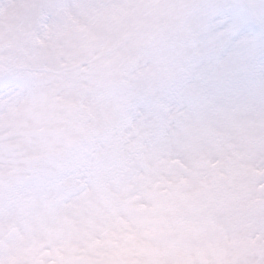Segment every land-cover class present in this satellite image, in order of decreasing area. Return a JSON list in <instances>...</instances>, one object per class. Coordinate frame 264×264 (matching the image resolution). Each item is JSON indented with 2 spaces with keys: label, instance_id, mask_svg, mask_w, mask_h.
<instances>
[{
  "label": "clouds",
  "instance_id": "9594fccd",
  "mask_svg": "<svg viewBox=\"0 0 264 264\" xmlns=\"http://www.w3.org/2000/svg\"><path fill=\"white\" fill-rule=\"evenodd\" d=\"M0 264H264V0H0Z\"/></svg>",
  "mask_w": 264,
  "mask_h": 264
},
{
  "label": "snow or ice",
  "instance_id": "6c2138e0",
  "mask_svg": "<svg viewBox=\"0 0 264 264\" xmlns=\"http://www.w3.org/2000/svg\"><path fill=\"white\" fill-rule=\"evenodd\" d=\"M244 19L238 14L229 15L224 12H214L208 25L205 27L206 40L210 43H230L232 37L244 27ZM200 40L193 38L187 42V47L195 50Z\"/></svg>",
  "mask_w": 264,
  "mask_h": 264
}]
</instances>
